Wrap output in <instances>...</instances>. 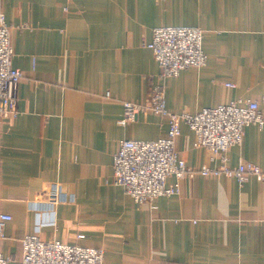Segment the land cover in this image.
Instances as JSON below:
<instances>
[{"label": "crops", "instance_id": "0c3cea01", "mask_svg": "<svg viewBox=\"0 0 264 264\" xmlns=\"http://www.w3.org/2000/svg\"><path fill=\"white\" fill-rule=\"evenodd\" d=\"M0 15L23 74L17 117L0 118V214L12 217L3 256L19 263L22 239L37 234L102 249L103 264H264V181L256 176L185 178L178 194L151 206L112 184L120 141L168 136V121L151 112L119 124L123 102L146 103L159 82L147 47L156 28L204 31L207 64L165 82L169 111L251 100L264 116V0H0ZM176 150L190 169L222 165L195 147L186 123ZM226 156L231 168L264 171V127H247ZM55 183L64 202L51 212L36 202Z\"/></svg>", "mask_w": 264, "mask_h": 264}, {"label": "built area", "instance_id": "2783aa9c", "mask_svg": "<svg viewBox=\"0 0 264 264\" xmlns=\"http://www.w3.org/2000/svg\"><path fill=\"white\" fill-rule=\"evenodd\" d=\"M204 31L197 27H159L153 31L152 42L147 45L158 62L161 73L159 82L152 85V92L144 104L124 101L121 126L136 122L141 113L151 112L168 121V136L156 141L122 140L113 158L115 186L123 188L126 195L139 204H149L160 198L176 195L180 180H193L197 176L236 178L240 183L254 175L264 181V171L257 165L243 162L236 168L227 165L226 154L231 148L241 146L245 129L250 125L264 127V116L257 101H238L204 109L194 115H178L165 104V82L176 78L189 68L200 69L207 64L203 50ZM14 50L12 29L0 15V118H15L18 115V90L23 78L19 69L12 65ZM234 88L233 83H225ZM109 97V95H108ZM181 123H186L195 135V147L207 149L213 159H221L222 165L215 168H188L179 157L176 143L181 136ZM176 182L168 185V180ZM64 202L60 184H53L42 202L53 212ZM11 216L0 214V241L5 237L6 222ZM23 255L17 264H103L102 249L64 244L60 241H43L37 234L22 239ZM0 264H12L10 258L0 253Z\"/></svg>", "mask_w": 264, "mask_h": 264}, {"label": "rangeland", "instance_id": "374dc122", "mask_svg": "<svg viewBox=\"0 0 264 264\" xmlns=\"http://www.w3.org/2000/svg\"><path fill=\"white\" fill-rule=\"evenodd\" d=\"M22 72V71H21ZM22 80V79H21ZM112 184H113V182H112ZM114 185V184H113ZM115 186V185H114ZM125 192V191H124ZM134 200V199H133ZM149 205V204H148Z\"/></svg>", "mask_w": 264, "mask_h": 264}]
</instances>
